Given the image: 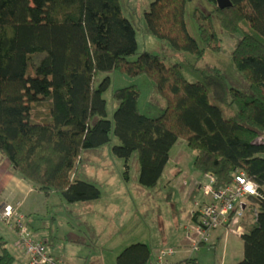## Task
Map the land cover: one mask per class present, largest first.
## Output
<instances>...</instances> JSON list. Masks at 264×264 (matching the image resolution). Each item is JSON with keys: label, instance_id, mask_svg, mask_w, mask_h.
Listing matches in <instances>:
<instances>
[{"label": "trees", "instance_id": "obj_1", "mask_svg": "<svg viewBox=\"0 0 264 264\" xmlns=\"http://www.w3.org/2000/svg\"><path fill=\"white\" fill-rule=\"evenodd\" d=\"M189 1L152 0L145 10L149 32L180 51L171 63L148 48L138 52L136 27L121 0H0V153L14 170L45 194L57 191L69 202L100 199L99 184L80 177L78 168L86 150L110 143L124 158L125 178L135 160L139 183L158 190L172 147L184 139L196 150V186L195 170L213 173L218 186L244 170L264 188V0H230L224 7L211 0L216 6L209 13L197 7L203 45L188 27ZM214 12L227 32L241 33L233 61L250 91L228 87L218 66L211 72L198 66L208 50L222 47ZM113 70L152 80L165 98L163 112L142 111V88L133 82L114 89L111 118L105 91ZM251 203L256 220L242 235L244 253L235 264H264V200ZM14 228L20 236L21 227ZM151 258L150 243L137 240L120 250L117 263ZM15 259L0 233V264Z\"/></svg>", "mask_w": 264, "mask_h": 264}, {"label": "rangeland", "instance_id": "obj_2", "mask_svg": "<svg viewBox=\"0 0 264 264\" xmlns=\"http://www.w3.org/2000/svg\"><path fill=\"white\" fill-rule=\"evenodd\" d=\"M151 2L152 0H121L124 13L136 27L138 52L148 48L164 55L168 62H176L180 51L169 41L153 36L148 30L145 10L150 7ZM215 6L216 3L211 0H190L188 3V27L201 45L203 41L193 11L199 7L209 13L214 11ZM213 20L221 36L222 47L219 51L208 50L205 57L198 61V66L207 72L218 66L226 74L228 87L234 85L250 91L248 80L233 61V50L241 33L227 32L216 12L213 14ZM187 57L191 61L196 60L192 53H187ZM100 74L99 79L106 75L103 72ZM110 74L111 84L105 91V96L108 99V115L111 118L116 106L114 89L133 82H137L142 88V111L153 116L163 112L166 107L165 98L152 80L145 75L131 76L114 70ZM224 113L227 115V110L224 109ZM195 156L196 150L191 148L186 140H178L172 147L171 158L164 169L159 189L154 190L139 183L135 160L131 161L130 176L125 178L124 158L113 154L108 143L86 150L78 168L80 177L99 184L102 190L100 199L69 202L57 191L50 194L33 189L27 191L26 186H21L4 172L2 177L0 176V206L8 202L15 209L27 213L31 224L48 236L49 245L62 250L63 262L59 264H118L117 254L120 250L137 240L149 242L154 257L158 250L157 241L162 240L160 235L165 226L166 239L170 242L164 243L163 239V243L176 245L178 251L172 257L182 258L186 249L179 242L186 235L185 224L190 221L189 213L194 202L192 196L196 189L192 175ZM0 166L10 167L9 158L2 153ZM24 184L27 185V181ZM139 190L145 191L144 194ZM133 191L139 196L133 197ZM142 196L145 198L140 202ZM6 199L8 201H3ZM247 202L246 211L251 215L252 224L256 220L257 207L250 199ZM243 217H237L231 223L235 232H232L229 244L220 240L216 245L204 246V249L199 251L189 246L192 255L198 256L197 264H232L236 255L239 259L243 256V239L236 233V230H239L237 225ZM243 220L246 221V218ZM0 233L6 237L9 248L16 255L13 264H25L27 256L20 236L3 218H0ZM55 261L57 263L56 259Z\"/></svg>", "mask_w": 264, "mask_h": 264}, {"label": "built area", "instance_id": "obj_3", "mask_svg": "<svg viewBox=\"0 0 264 264\" xmlns=\"http://www.w3.org/2000/svg\"><path fill=\"white\" fill-rule=\"evenodd\" d=\"M198 182V194L194 197L191 209V219L185 224L188 244L195 251L204 245H213L219 232L220 239L228 240L231 222L245 214V203L250 194H258V186L251 181L244 170H239L233 180L225 186L216 184L213 173L194 171ZM251 201V200H250ZM0 218L5 219L10 226L19 225L20 242L27 255L25 264H48L54 262L48 252L42 233L25 223L26 217L19 209L6 202L0 206ZM246 228L239 229V234L246 232ZM177 252L176 246H161L149 264H164Z\"/></svg>", "mask_w": 264, "mask_h": 264}, {"label": "crops", "instance_id": "obj_4", "mask_svg": "<svg viewBox=\"0 0 264 264\" xmlns=\"http://www.w3.org/2000/svg\"><path fill=\"white\" fill-rule=\"evenodd\" d=\"M152 36V35H151ZM94 153H88V155H93ZM6 173L7 174V176H9L10 178L12 177V178H14L16 181H17V183H19L21 186H26L27 188H28V190L27 191H30L31 189H33V190H38L36 187H34L30 182H28L25 178H23L17 171H15L14 170V168H13V166L11 165V162H10V167L9 168H6V167H2V166H0V176L2 177V175H3V173ZM21 178H23L24 180H26L27 181V185H25L24 184V182H26V181H23ZM185 183H186V180H185ZM197 187H198V185L196 186V189L194 190V193H193V201H194V197L198 194V189H197ZM40 192H42V191H40ZM126 192V191H125ZM135 196H139L138 195V193L137 194H135V192L133 191V197H135ZM140 198V197H139ZM3 201H8L7 199L6 200H3ZM0 203H1V201H0ZM193 205H194V202H193ZM193 205H192V207H193ZM192 209V208H191ZM248 209V202H247V200H246V203H245V216L243 217V218H246V221L245 220H243V218H241V220H240V224H238L237 225V229H242V228H248V226L250 225V221H251V215H248V213H247V210ZM189 216H190V219H191V210H190V213H189ZM29 220H30V216H29ZM31 221V220H30ZM233 222V221H232ZM231 222V223H232ZM162 230V229H161ZM166 230H167V228H166V226L163 228V230L161 231V235H160V238H162V240L161 239H159L158 241H157V244H158V248L157 249H159L161 246H176V245H172V244H170V245H165L164 243L165 242H167L168 241V239H166L167 237V232H166ZM219 232L221 233L222 232V229H219ZM219 232H217V237H216V239H215V241H214V244L213 245H216L221 239H220V236H218L219 235ZM232 232H235V230H232L231 232H230V234H229V236H228V240H227V243L229 244V242L228 241H230L231 240V235H232ZM238 232H239V230H236V233H237V235H239V236H242L243 234H238ZM45 234V233H44ZM173 235V234H172ZM45 238H46V242H47V244H48V251H49V253L51 254V256L54 258V260L56 259L57 260V263L56 264H59L60 262H63V252H62V250H60V249H57V248H55V247H53V246H51V245H49V239H48V236L45 234ZM165 241H164V240ZM230 239V240H229ZM242 239H243V237H242ZM163 241H164V243H163ZM168 242H170V241H168ZM179 244L181 245V244H183V246L185 247V251H184V253L182 254V258H174V257H170L169 258V260L167 261V262H165L164 264H187V263H181L180 262V260L181 259H183V258H187V257H193L194 255H192V251H190L188 248H189V244H188V240H187V238H186V235H184L183 236V238H181V240H180V242H179ZM227 244V245H228ZM243 244H244V240H243ZM204 246H209L210 247V245H204ZM203 246V247H204ZM177 247V246H176ZM178 248V247H177ZM204 249V248H203ZM243 250H244V247H243ZM177 251H178V249H177ZM25 256H27L26 254H25ZM197 258H198V256H197ZM241 258H242V256H241ZM240 258V259H241ZM239 258H237V255H236V257L234 258V260H233V262H232V264H235V262H237L238 260H240ZM59 261V262H58ZM56 262V261H55ZM25 263H26V261H25ZM198 263V260L196 261V262H194V263H190V264H197ZM189 264V263H188Z\"/></svg>", "mask_w": 264, "mask_h": 264}, {"label": "water", "instance_id": "obj_5", "mask_svg": "<svg viewBox=\"0 0 264 264\" xmlns=\"http://www.w3.org/2000/svg\"><path fill=\"white\" fill-rule=\"evenodd\" d=\"M218 3L221 7L225 5H230L232 1L230 0H218ZM248 198L257 203H261L264 200V188L262 186H258V194H250Z\"/></svg>", "mask_w": 264, "mask_h": 264}]
</instances>
